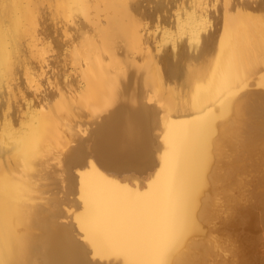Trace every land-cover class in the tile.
<instances>
[{"label":"bare ground","instance_id":"1","mask_svg":"<svg viewBox=\"0 0 264 264\" xmlns=\"http://www.w3.org/2000/svg\"><path fill=\"white\" fill-rule=\"evenodd\" d=\"M143 1L0 0V264H156L191 191L183 253L210 261L244 107L264 103V13L185 0L165 30ZM182 41L195 52L179 65L165 52ZM263 196L236 218L227 264L264 263Z\"/></svg>","mask_w":264,"mask_h":264},{"label":"rangeland","instance_id":"2","mask_svg":"<svg viewBox=\"0 0 264 264\" xmlns=\"http://www.w3.org/2000/svg\"><path fill=\"white\" fill-rule=\"evenodd\" d=\"M198 1H201V5H199L200 8L196 7L197 3L199 4ZM182 3H185V0H145L143 1V6L140 10V14L144 20H140L150 23L160 22L166 26L164 27L165 30L167 27H171L172 30H177L175 14L181 11L183 5ZM197 3L195 5L193 4L195 7L189 3L191 7L189 8V5H187L184 7V10L187 9L190 11L191 9L194 10V12L196 11L197 14L199 13L201 6H206L207 9H211L210 11L215 12V16H218L219 13L217 12L219 11L216 10L217 6L212 5V0H197ZM257 3H260L261 11L264 13V0H258ZM156 27L158 28V31ZM156 27L149 29V33L151 34L152 32V35L148 37L149 39L151 37L150 41L154 40L155 42L157 39V42L159 38L161 39L160 34L157 35V38L154 37L155 39H153V35L155 33L159 32L162 34L161 31L164 30V28L161 26ZM214 27H219V21L214 22ZM173 32L171 34L175 33ZM179 51L181 54H185V52L187 53L188 51L195 52L192 49L190 50L186 43H183L182 41L176 51H172L171 48H168L166 49L165 54L168 56H177L178 59H176L179 61L176 63L178 64L183 59L181 56H179ZM183 61H181L179 65L182 64ZM72 71V69L68 68V72L73 73L74 71ZM0 90L3 92V89ZM4 98L5 97L2 98L0 96V100ZM22 102L23 100H21V104L19 103L17 105L18 113L16 112L15 114L17 116L25 115V107ZM21 105H23L24 108ZM244 108L245 109L243 110L241 119L243 132L240 133L238 138L239 143L236 150L239 160L232 163L231 166H227V169H224L228 172V175L224 176L225 183L221 186V192L218 195L219 210L216 225L214 227V239L210 244V261L202 262V264H227L229 259L236 260L235 257H237V251L239 250L240 246V240L238 236L239 225L235 222L236 218L241 214H246L249 212V210H251V206L254 203V197L264 195V103L261 99H256L254 102L250 103V106H245ZM145 165H147V162H145L143 166ZM140 166L142 167V165ZM58 189L60 190L61 188L59 187L57 188V191L55 190V195L59 196L60 194L61 196V190L59 191ZM240 189L244 192L243 197L238 196V191ZM57 192L60 193L58 194ZM67 196L69 195L67 194ZM71 197L72 195L67 198ZM235 202H237L238 206L234 204ZM232 208H234L236 213L230 217L229 215L232 211ZM236 230L238 231L237 233L235 232ZM260 251L262 252V259L264 261V246L260 247Z\"/></svg>","mask_w":264,"mask_h":264},{"label":"snow or ice","instance_id":"3","mask_svg":"<svg viewBox=\"0 0 264 264\" xmlns=\"http://www.w3.org/2000/svg\"><path fill=\"white\" fill-rule=\"evenodd\" d=\"M222 3L226 14H231L233 17L239 14L231 0H222ZM215 120L216 117L214 114H209V116L206 118V140L209 143L211 142L212 138L217 135V133L213 131L214 126L218 127V125H215ZM195 199L196 192H189L177 209L174 216L170 237L163 250L159 253L156 264H196V262L186 259L183 253L184 240L186 236L196 227L195 223L193 222V208Z\"/></svg>","mask_w":264,"mask_h":264}]
</instances>
